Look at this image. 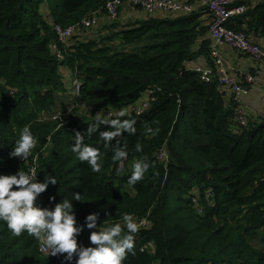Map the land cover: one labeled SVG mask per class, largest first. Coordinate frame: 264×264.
<instances>
[{
	"label": "trees",
	"instance_id": "obj_1",
	"mask_svg": "<svg viewBox=\"0 0 264 264\" xmlns=\"http://www.w3.org/2000/svg\"><path fill=\"white\" fill-rule=\"evenodd\" d=\"M106 1L0 0V173L28 166L9 153L14 129L31 125L38 138L34 151L41 153L38 179L46 173L58 179L38 197L39 206L86 193L73 201L78 225L92 212H99L98 223L119 222L124 212L147 221L124 264H264V117L236 125L229 96L184 64L208 56V19L201 11L106 19L91 35L79 29L58 43L59 59L51 48L54 26L76 25ZM227 26L248 38L264 36V0ZM72 76L82 82L78 106L60 116L61 127L52 117L59 99H69L65 84ZM146 90L152 97L147 109L129 114L136 134L122 138L129 153L123 173L112 149L100 145L104 166L91 172L71 153L70 136L86 131L90 115L127 109ZM86 106L93 109L83 111ZM88 142L96 144V136ZM138 158L151 167L133 191L127 177ZM89 233L79 234L78 245L89 246ZM62 261L41 254L27 233L14 237L0 223V264Z\"/></svg>",
	"mask_w": 264,
	"mask_h": 264
},
{
	"label": "clouds",
	"instance_id": "obj_2",
	"mask_svg": "<svg viewBox=\"0 0 264 264\" xmlns=\"http://www.w3.org/2000/svg\"><path fill=\"white\" fill-rule=\"evenodd\" d=\"M88 119L83 134L76 131L70 136L71 153L79 162L86 163L91 172L100 173L104 166V153L97 145L110 147L111 159L118 165L117 172L123 173L124 161L129 153L126 145L122 146V138L125 134H136L137 121L129 117L125 109L107 112L106 115L98 111ZM14 131L16 138L9 156L19 158L23 163L28 161L29 164L14 173H0V223L14 237L27 233L38 242L39 250L47 257L63 256L62 264H73L74 256L75 264H124L127 256L133 253L135 234L142 221H137L133 214L124 212L119 222L103 219L98 223L99 212H92L84 217L82 225H78L73 201H81L86 193H70L67 198L62 197L50 208L39 206L38 197L46 192L49 185H58V179L47 173L42 181L38 179L41 153L34 151L38 138L33 134L31 125L25 124ZM94 135L96 144L89 143ZM136 151H142L139 144L136 145ZM150 167L147 158L135 159L127 177L128 187L135 191V185L145 179ZM54 200L55 196H49L50 202ZM107 215L105 211V216ZM85 228L91 230L88 236L89 246L78 245L77 241Z\"/></svg>",
	"mask_w": 264,
	"mask_h": 264
},
{
	"label": "built area",
	"instance_id": "obj_3",
	"mask_svg": "<svg viewBox=\"0 0 264 264\" xmlns=\"http://www.w3.org/2000/svg\"><path fill=\"white\" fill-rule=\"evenodd\" d=\"M259 1L261 0H125L124 2L122 0H108L101 7L102 9L91 12L76 25L65 28L59 25L54 26L57 39L51 45V48L55 55L62 59V54L58 50V43H67L70 37L79 29L91 31L92 27L100 23L101 26L106 19H118L119 9L123 5L138 8L142 15L189 14L201 11L202 18L208 19L209 22L207 36L209 39V53L207 57L198 56L193 60L186 61L184 63L185 68L196 72L202 81L215 80L220 90L226 93L233 103V120L235 124L240 127H247L250 119L244 101L250 92L251 86L255 83L256 77L249 71H241L237 67L228 64L224 58L222 48L228 47L247 56L258 70L264 71V46L248 38L242 31H236L227 26L228 20L243 14ZM71 78L70 84H65L70 99V111L78 106L77 100L82 84L75 76ZM150 95L151 91L146 90L143 97L125 109L127 113L142 114L147 109L149 100L152 99ZM81 109L84 111L93 108L86 106ZM99 111L104 112L105 115L107 112H115L109 108ZM60 116L57 113L52 118L57 119L56 117H58L60 125H62L65 121ZM259 117H264V115ZM159 157L163 158L165 156L161 153ZM146 223L147 221L143 219L140 225L146 226ZM38 251L43 254L39 250V246Z\"/></svg>",
	"mask_w": 264,
	"mask_h": 264
},
{
	"label": "crops",
	"instance_id": "obj_4",
	"mask_svg": "<svg viewBox=\"0 0 264 264\" xmlns=\"http://www.w3.org/2000/svg\"><path fill=\"white\" fill-rule=\"evenodd\" d=\"M120 11L119 20L121 22L132 21L141 14L138 9L127 5H123ZM250 37L264 46V36H257L251 33ZM222 51L228 64L237 67L241 71H249L256 77L255 83L251 86L250 92L245 98L244 105L249 114L250 121L258 119L260 115H264V71L258 70L256 65L247 56L235 52L228 47H223Z\"/></svg>",
	"mask_w": 264,
	"mask_h": 264
},
{
	"label": "rangeland",
	"instance_id": "obj_5",
	"mask_svg": "<svg viewBox=\"0 0 264 264\" xmlns=\"http://www.w3.org/2000/svg\"><path fill=\"white\" fill-rule=\"evenodd\" d=\"M45 8H46V5L45 4H43V6H42V10L44 11L45 10ZM120 14H121V11H120V9H119V13H118V17L120 16ZM101 24V23H100ZM100 24H98L97 26H95V27H92V29H94V30H96L97 28H99L100 27ZM91 29V30H92ZM94 30H92V31H94ZM87 34H92L91 32H89V31H87ZM61 102H60V104L59 105H57L56 106V109H55V113H58V115H65V113L66 114H69V99H59Z\"/></svg>",
	"mask_w": 264,
	"mask_h": 264
}]
</instances>
